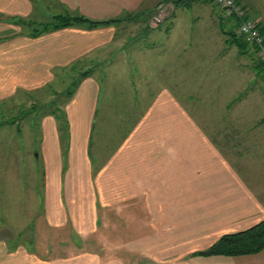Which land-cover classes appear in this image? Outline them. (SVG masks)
Here are the masks:
<instances>
[{
    "label": "crops",
    "instance_id": "obj_1",
    "mask_svg": "<svg viewBox=\"0 0 264 264\" xmlns=\"http://www.w3.org/2000/svg\"><path fill=\"white\" fill-rule=\"evenodd\" d=\"M161 2L0 0V100L52 84L73 64L89 70L58 106L60 128L54 114L41 119L42 211L30 234L0 231V264H264V248L199 253L264 218V108L249 106L245 91L238 97L245 82L227 75V137L211 135L189 110L196 93L184 92L195 74L185 77L182 67L178 76L169 67L185 65L190 35L179 42L167 26L173 35L164 46L161 25L137 20ZM59 13L120 19L36 34L24 28L25 18L50 21ZM263 85L257 80L255 89ZM120 91L134 100L120 108H136L141 96L145 109L113 139L107 130L115 126Z\"/></svg>",
    "mask_w": 264,
    "mask_h": 264
},
{
    "label": "rangeland",
    "instance_id": "obj_2",
    "mask_svg": "<svg viewBox=\"0 0 264 264\" xmlns=\"http://www.w3.org/2000/svg\"><path fill=\"white\" fill-rule=\"evenodd\" d=\"M240 1L245 5L249 17L254 21L259 19L264 21V0ZM160 8H163L165 15L160 22L154 24L153 17ZM175 11L177 16L172 19L171 16ZM140 13L137 20L146 21L151 27L161 25L159 39L164 46L171 42L170 37L173 35L166 32L167 26L172 27L173 32L179 36L181 35L179 42H185L190 35L189 40L192 45L186 47L187 53L182 58L185 65L175 61L172 65L169 64V67L176 68L178 76H182V67L185 77L190 75L188 73L191 71L195 74L184 80V92L196 93V96L189 95V99L193 101L189 110L201 123L205 124L213 137L221 141L223 137H227V75L235 79L237 85H239L238 81L245 82L243 85L245 89L235 93L238 97L241 98V93L245 91L251 94L247 103L249 106L264 108V88L263 90L255 89L257 80L261 81L255 76L253 70L256 54L251 52L250 47L247 52L239 53L235 44L226 41V34L221 31L218 24V16H225L226 13L219 5L213 1L206 3L198 1L190 7H176L171 0H162L160 4L154 6V9L147 12L140 11ZM126 18L132 19L133 16L130 14ZM39 19L41 22L36 20V15L25 18L24 28L31 30L32 26L47 22L48 18L43 16ZM231 24L232 21H227L225 28L230 27ZM191 26L194 28L193 31L190 34L186 33L185 31L190 30ZM199 28H204V31L202 32ZM235 30L239 32L236 27ZM180 61L178 59L177 62ZM139 66H135V70H138ZM84 67L86 65L73 64L67 67L52 84L35 90H19L15 95L0 100V231L29 232V234L33 231V219L42 211L43 198L40 186L45 182L42 162L38 158L43 136L41 119L44 115L49 113L52 115V111L58 110L65 96V90L73 86L74 80L84 71ZM193 77L196 81L192 79ZM239 77L242 78L239 80ZM243 77L248 80L247 84ZM213 79L216 82L212 81ZM207 80H209L208 83ZM121 83L128 86L126 78ZM204 83L210 84V90L203 87ZM214 83L217 85L216 89L214 85H211ZM120 92V97L123 98L119 108L115 110V126L107 130L113 135V139H115L114 135L124 132L126 127L131 125L145 109L143 108L145 100L141 96L136 97V108H128L134 103H129L127 108H120L126 104L125 100L130 96L122 94L123 91ZM237 96L231 98L230 102H233ZM129 99L134 102L133 98ZM184 99L187 100V96ZM133 115L134 118H132ZM128 117L129 120L132 118L130 122L127 121ZM56 119L60 128L61 119ZM63 141L66 142V139L64 138ZM35 188L40 189L39 194Z\"/></svg>",
    "mask_w": 264,
    "mask_h": 264
},
{
    "label": "trees",
    "instance_id": "obj_3",
    "mask_svg": "<svg viewBox=\"0 0 264 264\" xmlns=\"http://www.w3.org/2000/svg\"><path fill=\"white\" fill-rule=\"evenodd\" d=\"M171 1L173 2V4H175L176 7H190L194 2H198V1L212 2L213 0H171ZM247 15L250 16L248 12ZM125 17H127V15H125L124 18ZM119 19L120 18H109V19L95 20L79 14L59 13L53 15L50 21L41 23L38 26H33V28L31 29V33L36 34L52 27H58V26L73 24L77 22H87L88 25L92 26L97 23H107ZM227 21H232V24L230 27L225 28ZM255 22L259 26L260 30L264 33V25H262L258 21ZM218 24L220 26L221 31L224 34H226V38H225L226 41L229 42L230 44L232 43L235 44L237 46L239 53L247 52L248 47H250L251 52L253 54H256L255 55L256 61L253 66L254 74L258 79H260L264 83V59L257 54V45L248 41L242 33L237 32L235 30V27L238 29L239 19L232 14L230 15L225 14V16L219 15ZM88 71L89 70L82 71L80 73V76L86 74ZM77 79L74 80L73 86L77 84L78 82ZM72 87L65 90V95H69L73 91ZM51 113H53L57 118H60L62 121L63 111L59 107L57 111H52ZM262 248H264V218L245 229L222 234L209 247L200 250L199 253L201 254L221 253V254L236 255V254L256 252L261 250Z\"/></svg>",
    "mask_w": 264,
    "mask_h": 264
},
{
    "label": "built area",
    "instance_id": "obj_4",
    "mask_svg": "<svg viewBox=\"0 0 264 264\" xmlns=\"http://www.w3.org/2000/svg\"><path fill=\"white\" fill-rule=\"evenodd\" d=\"M226 14H232L239 19L238 31L244 37L257 45V54L264 59V33L256 22L247 15L244 5L238 0H213ZM163 8H160L153 17V23L161 21L164 16Z\"/></svg>",
    "mask_w": 264,
    "mask_h": 264
}]
</instances>
